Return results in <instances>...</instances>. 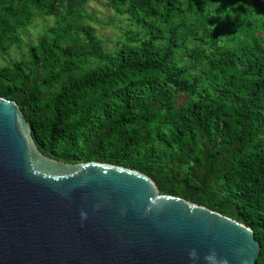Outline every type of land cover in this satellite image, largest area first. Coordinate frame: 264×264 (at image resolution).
<instances>
[{
  "label": "trees",
  "instance_id": "1",
  "mask_svg": "<svg viewBox=\"0 0 264 264\" xmlns=\"http://www.w3.org/2000/svg\"><path fill=\"white\" fill-rule=\"evenodd\" d=\"M88 1L0 0V54L33 13L55 20L0 67V97L41 155L136 170L249 227L264 264V0H103L144 29L113 52L85 24Z\"/></svg>",
  "mask_w": 264,
  "mask_h": 264
},
{
  "label": "water",
  "instance_id": "2",
  "mask_svg": "<svg viewBox=\"0 0 264 264\" xmlns=\"http://www.w3.org/2000/svg\"><path fill=\"white\" fill-rule=\"evenodd\" d=\"M19 110L0 97V264H255L246 225L136 170L41 155Z\"/></svg>",
  "mask_w": 264,
  "mask_h": 264
},
{
  "label": "rangeland",
  "instance_id": "3",
  "mask_svg": "<svg viewBox=\"0 0 264 264\" xmlns=\"http://www.w3.org/2000/svg\"><path fill=\"white\" fill-rule=\"evenodd\" d=\"M85 10L91 15L93 22H86L94 32L95 37L100 41L103 50L106 52H113L118 48L122 42V35L125 31L130 30L141 35L144 29L139 25H135L129 21L125 16H115L113 12L105 6L103 0H91L84 5ZM55 20L52 17H44L33 13L31 21L19 29V46H11L4 53L0 54V67L9 66L14 62H25L27 58V45L35 44L41 34L52 27ZM223 24L220 19L215 20V25L219 28ZM262 39V46L264 48V35H260ZM188 46L199 47L197 42L189 43ZM177 57L180 58V63H188L187 57L178 52ZM197 66L194 72H198ZM185 97L179 96L178 101L183 102Z\"/></svg>",
  "mask_w": 264,
  "mask_h": 264
},
{
  "label": "clouds",
  "instance_id": "4",
  "mask_svg": "<svg viewBox=\"0 0 264 264\" xmlns=\"http://www.w3.org/2000/svg\"><path fill=\"white\" fill-rule=\"evenodd\" d=\"M254 11V9H252ZM230 11V9L228 10ZM82 218H85V214L81 213ZM190 258L195 260L197 258V253L195 250L190 252ZM207 264H228L226 259H218L215 252H211L208 256L205 257Z\"/></svg>",
  "mask_w": 264,
  "mask_h": 264
}]
</instances>
